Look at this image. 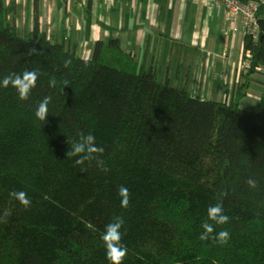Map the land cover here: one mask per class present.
<instances>
[{
  "label": "trees",
  "instance_id": "1",
  "mask_svg": "<svg viewBox=\"0 0 264 264\" xmlns=\"http://www.w3.org/2000/svg\"><path fill=\"white\" fill-rule=\"evenodd\" d=\"M256 21L257 34L242 38L232 99L220 102L158 81L117 38L96 41L84 59L44 34L20 36L0 7V79L40 73L27 100L0 87V214L10 212L0 223V264H109L101 236L116 215L125 220L123 264H264V96L240 107L250 76L264 67L263 4ZM32 47L39 54L28 55ZM45 96L49 114L40 121ZM80 133L103 147L107 172L94 160L82 172L77 157H65ZM12 190L26 192L30 207ZM220 192L230 217L223 225L207 216ZM205 222L212 235L227 230L228 242L201 240Z\"/></svg>",
  "mask_w": 264,
  "mask_h": 264
},
{
  "label": "crops",
  "instance_id": "2",
  "mask_svg": "<svg viewBox=\"0 0 264 264\" xmlns=\"http://www.w3.org/2000/svg\"><path fill=\"white\" fill-rule=\"evenodd\" d=\"M0 7L20 36L44 34L84 59L96 41L117 38L158 80L203 99H232L244 32L213 0H0ZM250 79L245 109L264 96V67Z\"/></svg>",
  "mask_w": 264,
  "mask_h": 264
},
{
  "label": "clouds",
  "instance_id": "3",
  "mask_svg": "<svg viewBox=\"0 0 264 264\" xmlns=\"http://www.w3.org/2000/svg\"><path fill=\"white\" fill-rule=\"evenodd\" d=\"M39 54V50L32 47L28 49V55ZM71 64V60H65L64 66L68 67ZM40 73L37 70H24L22 73H9L0 79V87L7 88L11 85L16 89L18 97L21 101L27 100L33 88L36 86V82L39 78ZM49 87H55L57 81L55 78H50L48 81ZM63 87L61 91L64 92V86L69 85L68 80L62 82ZM51 102L50 96H45L38 104L35 110V117L40 121H46L48 116V105ZM95 136L89 134H79V139L74 141H67L69 144V150L65 153V157L72 158L77 157L74 161L76 165L81 166V171H87L84 167L85 162L95 161L97 168L107 172L109 169L104 164L102 154L104 152L103 147L96 145ZM246 184L250 188H256L258 182L254 178H248ZM118 196L120 197V207H129L130 193L126 186H118ZM227 195L226 192H220L217 197V202L210 205L207 208L208 219L214 221L218 225H223L229 222L230 217L224 214L223 198ZM9 197L15 199L25 208L30 207L31 201L28 195L24 191L12 190L9 192ZM10 212L5 210L0 214V223H7ZM125 224V220L122 216L116 215L112 220L105 225L104 232L101 236L103 245L105 248V258L109 264H123V260L127 255V247L122 244V232L121 229ZM204 231L200 234L201 240H213L219 244H225L228 242L230 236L227 230H221L220 232L212 235L214 228L211 224L205 222L202 225Z\"/></svg>",
  "mask_w": 264,
  "mask_h": 264
},
{
  "label": "built area",
  "instance_id": "4",
  "mask_svg": "<svg viewBox=\"0 0 264 264\" xmlns=\"http://www.w3.org/2000/svg\"><path fill=\"white\" fill-rule=\"evenodd\" d=\"M47 0H42L46 3ZM226 10L229 18L239 20L243 32L256 35L258 24L256 12L260 4L264 5V0H213Z\"/></svg>",
  "mask_w": 264,
  "mask_h": 264
},
{
  "label": "rangeland",
  "instance_id": "5",
  "mask_svg": "<svg viewBox=\"0 0 264 264\" xmlns=\"http://www.w3.org/2000/svg\"><path fill=\"white\" fill-rule=\"evenodd\" d=\"M158 81H160V80H158ZM227 98H228V97H227ZM227 98H226V99H227Z\"/></svg>",
  "mask_w": 264,
  "mask_h": 264
}]
</instances>
